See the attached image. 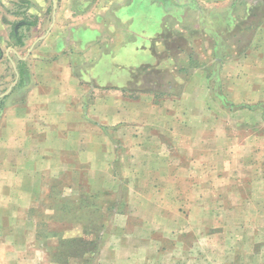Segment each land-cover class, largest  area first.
I'll return each instance as SVG.
<instances>
[{"label": "crops", "instance_id": "0c3cea01", "mask_svg": "<svg viewBox=\"0 0 264 264\" xmlns=\"http://www.w3.org/2000/svg\"><path fill=\"white\" fill-rule=\"evenodd\" d=\"M23 1L29 8L21 13L13 12L18 1L0 3L5 18L15 22V35L28 25L23 12L41 15V0ZM52 3L46 35L18 56L29 70L17 67V83L0 94V102H7L0 109V264H43L42 248L47 264H60L56 243L51 245L57 240L53 222L63 218L59 234L72 231L67 210L76 194H117L126 185L124 219L137 216L131 207L138 186L173 187L171 195L181 201L184 170H197L200 155L210 153L212 162L199 163L198 182L208 184L212 201V231L201 229L212 233V262L201 257L199 263L251 264L250 250L256 259L257 235L264 232L262 222L251 219L264 212V164L240 162L242 149L234 150L231 129L212 111L209 76L217 66L220 94L234 106H264V3ZM240 24L246 28L239 33L249 36L243 52L239 40L227 36ZM184 69L191 76L176 80ZM138 72L171 74L173 88L180 90L138 91ZM201 170L209 178L201 177ZM189 180L195 185L194 177ZM197 200L203 202L201 196ZM101 249L110 250L108 244Z\"/></svg>", "mask_w": 264, "mask_h": 264}, {"label": "rangeland", "instance_id": "374dc122", "mask_svg": "<svg viewBox=\"0 0 264 264\" xmlns=\"http://www.w3.org/2000/svg\"><path fill=\"white\" fill-rule=\"evenodd\" d=\"M1 1L5 0H0V3ZM9 1L13 4L17 1L21 3L20 8H13L15 13H18V11L21 13V9L29 8L23 3V0ZM41 1L43 4L40 16L32 14L31 11L23 12V14H26L28 25L21 29L17 35H15V22L5 18L6 11L0 4V94L17 83V67L29 70L30 64H22V61H18V56L20 58L26 56L35 39L45 36L52 23V0ZM258 1L264 3V0ZM33 15L35 18H33ZM241 28H246V26L244 24L235 26L233 28L234 33L227 36L231 42L239 40L237 41L238 46L240 52H243L247 46V37L249 36L240 34ZM8 49H12L16 53L10 50L9 60L6 59ZM183 64L185 62L181 63V65ZM218 70L217 66L213 67L209 76L212 111L222 121L226 122L228 129H231L232 139L235 142L234 150L240 152L242 149L243 157L240 162L249 164L260 162L264 164V138L260 137L262 133L264 135V120H261L264 117V106L260 108L248 102L235 104V108L234 103L228 99L226 104L222 106L221 101L219 102L213 95L214 92L221 95L218 86ZM184 71L186 72L180 73L176 80L187 81L188 76H191L189 74L190 69H184ZM176 80L168 73L142 75L138 72L136 78H134L139 88L138 91L151 83L155 85L156 89L166 90L168 84L175 85ZM143 89L152 92L148 88ZM179 90L180 87L175 89V92ZM16 92H11L12 96L15 97ZM2 103L3 105H1ZM244 105L246 107L253 106L254 111L246 107H244V110H240L239 106ZM6 106L7 102H0V109ZM244 152L247 154L245 155ZM213 156L212 153L200 155L196 164L197 170L194 168L184 170L183 178L185 182L184 185L178 188L179 193L182 192L183 194V199L179 202L176 201V197L171 195L175 191L173 187L159 185L136 187V202L133 203L131 210H134L137 216L122 218L126 214L129 204L127 202L129 190L126 185L120 186L117 194H102L94 198L96 202L91 201L93 199L88 200V197L84 194L74 195L73 199L77 203L74 202L72 209L67 210V215H69L67 221L71 220L72 231L67 234H59L64 220L58 217L57 221L53 222V228L57 232V240L52 242L51 245L56 243L57 257L64 261L72 254L71 248H68V243L71 241L74 242L73 254L76 257L73 264H200L199 259L201 257L206 259L207 262H212V233L201 231L203 227L212 231V201L208 200L209 186L208 184L200 186L198 173L200 172L199 163L206 161L208 164L212 162ZM204 172L206 174H203V170H201L200 176L204 177L206 175L209 178L208 171ZM192 177L195 178V185L189 182ZM145 196L147 200L143 198ZM199 196H201L203 202H198ZM139 197L142 198L139 199ZM96 209L99 211L95 212ZM195 209L205 211V216L193 215L192 211ZM78 210L84 216L83 219L77 218ZM162 211H166V218L160 215ZM261 214L259 217H251V219H256L257 222H262L264 225V212ZM98 215H101V217L98 218ZM208 215H211V218ZM122 221H124L123 224ZM121 225H124L123 230L119 227ZM98 236L99 239H97ZM82 237L87 240L89 245H83L77 241ZM257 237L259 242L256 247V259L251 258L252 251L250 250L249 260L251 264H264V232L258 234ZM106 244H108L110 250L103 252L101 247ZM94 247L97 250L96 255L86 254L87 256L84 255L81 259L82 253L93 252L90 249ZM251 247L252 245H250V249ZM41 257L42 263L47 264L49 258L47 249L43 250L42 248ZM87 258V263H82V260Z\"/></svg>", "mask_w": 264, "mask_h": 264}, {"label": "trees", "instance_id": "16d2710c", "mask_svg": "<svg viewBox=\"0 0 264 264\" xmlns=\"http://www.w3.org/2000/svg\"><path fill=\"white\" fill-rule=\"evenodd\" d=\"M153 73V72H152ZM151 73V74H152ZM156 73H158V74H161V73H159V72H155V74ZM148 75V74H147ZM174 86L173 85H171V84H168V87H167V89L166 90H160V89H156V87H155V85H153V83H151V84H148L146 87H143V88H148V89H150V91H152V92H154V91H157V92H159V93H161V94H171V93H173V92H175V88H173ZM142 88V90H144ZM216 94V93H215ZM217 96H219V98L222 100V102H223V104H226V101H225V99L221 96V95H219V94H216ZM259 107L260 108H262L263 106L262 105H259ZM246 108H248V109H253L254 107L253 106H250V107H246ZM88 197V200L89 199H93V200H91V201H95L94 200V198H96V197H99V196H87ZM86 200V199H85ZM74 202L75 203H77V201L76 200H74ZM96 202V201H95ZM74 204V203H73ZM74 206V205H73ZM99 210L98 209H96L95 210V212H98ZM77 218H84V216L81 214V212H80V210H78L77 211ZM101 217V215H98V218H100ZM97 239H99V236L97 237ZM77 241H79L81 244H85V245H89V243L87 242V240H85L84 239V237H82V238H79V239H77ZM74 242H69L68 243V248L70 247L71 248V250H72V254H70L69 255V257L67 258V259H65L64 261H62L61 259H59L58 257H57V253H56V262H58V263H60V264H68V262H69V260L70 259H72V261H74V260H76L75 258V255L73 254V244ZM90 250H93V252H84V253H82V255H81V259L83 258V256L85 255V256H87L86 254H92L91 256H94V255H96V252H97V250H96V248L94 247V248H91ZM80 259V260H81ZM77 260H79V259H77ZM86 260H88V258L87 259H83L82 260V263H87V261Z\"/></svg>", "mask_w": 264, "mask_h": 264}]
</instances>
